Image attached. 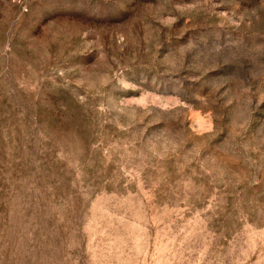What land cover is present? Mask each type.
Here are the masks:
<instances>
[{
    "label": "rangeland",
    "instance_id": "rangeland-1",
    "mask_svg": "<svg viewBox=\"0 0 264 264\" xmlns=\"http://www.w3.org/2000/svg\"><path fill=\"white\" fill-rule=\"evenodd\" d=\"M0 264H264V0H0Z\"/></svg>",
    "mask_w": 264,
    "mask_h": 264
}]
</instances>
